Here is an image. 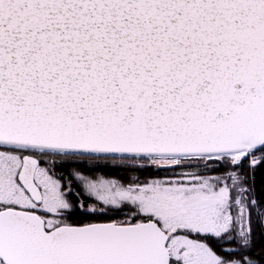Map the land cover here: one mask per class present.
Masks as SVG:
<instances>
[{
  "label": "water",
  "instance_id": "water-1",
  "mask_svg": "<svg viewBox=\"0 0 264 264\" xmlns=\"http://www.w3.org/2000/svg\"><path fill=\"white\" fill-rule=\"evenodd\" d=\"M0 144L200 156L264 144V0H0ZM39 159L17 180L35 204ZM154 219L47 229L0 209L3 264H170ZM192 253L183 250L185 260Z\"/></svg>",
  "mask_w": 264,
  "mask_h": 264
},
{
  "label": "rangeland",
  "instance_id": "rangeland-1",
  "mask_svg": "<svg viewBox=\"0 0 264 264\" xmlns=\"http://www.w3.org/2000/svg\"><path fill=\"white\" fill-rule=\"evenodd\" d=\"M8 146L11 145L0 144V208L12 206L33 210L41 215L47 229L57 226L56 214L68 207L59 179L46 166H37L35 182L44 185L46 190L42 192L41 203H33L17 180L20 157ZM240 154L230 152L218 156H231L237 160ZM147 156L160 164L175 163L183 157ZM243 175L236 172L223 176L182 175L149 180L139 187L123 186L114 179H89L86 182L88 191L99 203L88 209L108 213L110 207L127 205L129 209H123L127 220L139 213L159 223L168 234L170 252L175 259L184 248L188 252L197 251V256L190 261L192 264H238L233 259L222 260L206 243L193 240L187 233L219 235L234 228L239 241L247 239L246 218L250 215V205L255 204L250 197V183ZM259 214L262 215L260 210ZM0 264H3L1 260Z\"/></svg>",
  "mask_w": 264,
  "mask_h": 264
},
{
  "label": "trees",
  "instance_id": "trees-1",
  "mask_svg": "<svg viewBox=\"0 0 264 264\" xmlns=\"http://www.w3.org/2000/svg\"><path fill=\"white\" fill-rule=\"evenodd\" d=\"M7 147L5 145H2ZM21 158L31 154L39 159L38 166H46L57 176L60 189L68 203L66 209L56 214L58 225H81L92 222L119 220L117 223H133L151 219L143 214L127 220L123 209L110 207L108 213L91 211L89 206L99 203L88 191L89 179H114L123 186H140L153 179L176 176L226 175L236 172L247 177L250 183V215L246 218L247 239L239 241L235 229L230 228L219 235H201L208 246L222 260H236L238 264H264V144L241 153L237 160L231 156H183L175 163L160 164L146 155L97 154L42 150L28 147L8 146ZM66 192H65V191ZM259 208V209H258ZM259 210L260 213L259 214Z\"/></svg>",
  "mask_w": 264,
  "mask_h": 264
},
{
  "label": "flooded vegetation",
  "instance_id": "flooded-vegetation-1",
  "mask_svg": "<svg viewBox=\"0 0 264 264\" xmlns=\"http://www.w3.org/2000/svg\"><path fill=\"white\" fill-rule=\"evenodd\" d=\"M187 234L190 235L191 238H193V240H195V241H197L199 243H202V242L206 243L204 241V239H202L203 237L201 235H199V234H194V233H187ZM167 245L169 247V252H170L169 239L167 241ZM183 250H184V248L180 250V257L176 258V259H175V257H173V255L170 252V264H192L190 261L197 256V254H196L197 251L196 250H190V253H192V254L186 260H183V258H182L183 257L182 256V251Z\"/></svg>",
  "mask_w": 264,
  "mask_h": 264
}]
</instances>
